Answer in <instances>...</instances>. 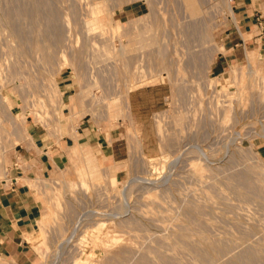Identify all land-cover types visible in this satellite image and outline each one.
<instances>
[{
    "label": "rangeland",
    "instance_id": "rangeland-1",
    "mask_svg": "<svg viewBox=\"0 0 264 264\" xmlns=\"http://www.w3.org/2000/svg\"><path fill=\"white\" fill-rule=\"evenodd\" d=\"M234 16L231 0H0V181L32 126L110 145L71 144L35 185V264H264V70L215 68Z\"/></svg>",
    "mask_w": 264,
    "mask_h": 264
},
{
    "label": "crops",
    "instance_id": "crops-1",
    "mask_svg": "<svg viewBox=\"0 0 264 264\" xmlns=\"http://www.w3.org/2000/svg\"><path fill=\"white\" fill-rule=\"evenodd\" d=\"M231 4L235 27L228 34L229 56L219 58L215 68L227 58H243L264 70V0H231ZM29 136L18 164L0 181V264L37 262L38 247L29 237L39 228L43 200L35 185L43 178L59 176L67 166L71 144L96 147L104 154L110 147L107 137L88 125H79L75 137H54L37 126L29 128ZM110 152L114 156L113 146Z\"/></svg>",
    "mask_w": 264,
    "mask_h": 264
},
{
    "label": "bare ground",
    "instance_id": "bare-ground-1",
    "mask_svg": "<svg viewBox=\"0 0 264 264\" xmlns=\"http://www.w3.org/2000/svg\"><path fill=\"white\" fill-rule=\"evenodd\" d=\"M261 69L263 70V68L261 67ZM82 183L84 184V182H81V185H82ZM109 233V232H108ZM111 234V233H110ZM100 235V234H99ZM36 238V237H35ZM29 239H31L30 237H29ZM99 239H100V237H99ZM100 240H102V239H100ZM31 241V240H30ZM102 242V241H101ZM39 244V243H38Z\"/></svg>",
    "mask_w": 264,
    "mask_h": 264
},
{
    "label": "built area",
    "instance_id": "built-area-1",
    "mask_svg": "<svg viewBox=\"0 0 264 264\" xmlns=\"http://www.w3.org/2000/svg\"><path fill=\"white\" fill-rule=\"evenodd\" d=\"M248 62V61H247Z\"/></svg>",
    "mask_w": 264,
    "mask_h": 264
}]
</instances>
